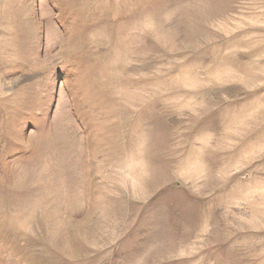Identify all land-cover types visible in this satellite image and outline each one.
I'll list each match as a JSON object with an SVG mask.
<instances>
[{
  "label": "rangeland",
  "instance_id": "rangeland-1",
  "mask_svg": "<svg viewBox=\"0 0 264 264\" xmlns=\"http://www.w3.org/2000/svg\"><path fill=\"white\" fill-rule=\"evenodd\" d=\"M0 264H264V0H0Z\"/></svg>",
  "mask_w": 264,
  "mask_h": 264
}]
</instances>
